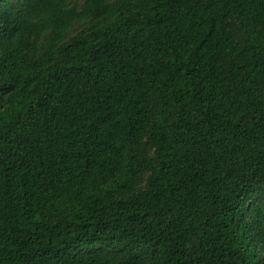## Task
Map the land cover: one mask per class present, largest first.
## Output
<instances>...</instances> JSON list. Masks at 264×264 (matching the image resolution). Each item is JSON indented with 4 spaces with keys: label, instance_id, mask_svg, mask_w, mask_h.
<instances>
[{
    "label": "trees",
    "instance_id": "obj_1",
    "mask_svg": "<svg viewBox=\"0 0 264 264\" xmlns=\"http://www.w3.org/2000/svg\"><path fill=\"white\" fill-rule=\"evenodd\" d=\"M0 264H264V0H0Z\"/></svg>",
    "mask_w": 264,
    "mask_h": 264
},
{
    "label": "rangeland",
    "instance_id": "obj_2",
    "mask_svg": "<svg viewBox=\"0 0 264 264\" xmlns=\"http://www.w3.org/2000/svg\"><path fill=\"white\" fill-rule=\"evenodd\" d=\"M77 31V29L75 28L74 32Z\"/></svg>",
    "mask_w": 264,
    "mask_h": 264
}]
</instances>
